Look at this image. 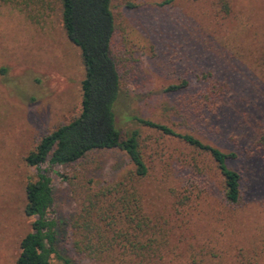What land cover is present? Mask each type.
Here are the masks:
<instances>
[{
  "label": "rangeland",
  "instance_id": "1",
  "mask_svg": "<svg viewBox=\"0 0 264 264\" xmlns=\"http://www.w3.org/2000/svg\"><path fill=\"white\" fill-rule=\"evenodd\" d=\"M19 1L0 0V264H16L20 243L32 232L36 218L25 214L26 186L40 173L53 188L49 218L58 225L59 252L77 264H99L73 248L78 204L67 179L82 174L99 187L134 168L119 150L73 166L26 164L43 136L80 114L85 69L59 11L39 21ZM110 7L123 80L116 124L122 138L141 133L148 175L137 188L168 242L158 264H264V150L254 146L264 132V0H111ZM184 80L190 91L167 92ZM214 84L224 87L217 108L189 112L190 97ZM135 118L226 152L245 151L231 164L242 176L240 203L226 201L209 160ZM52 264L62 263L53 257Z\"/></svg>",
  "mask_w": 264,
  "mask_h": 264
},
{
  "label": "trees",
  "instance_id": "2",
  "mask_svg": "<svg viewBox=\"0 0 264 264\" xmlns=\"http://www.w3.org/2000/svg\"><path fill=\"white\" fill-rule=\"evenodd\" d=\"M4 2L7 4L8 0ZM18 4L24 12L34 13L33 17L39 21L49 10H58L68 39L81 51L85 69L80 114L70 123L43 136L26 157V164L36 168L47 162L73 166L86 162L97 152L119 150L130 159L134 168L119 180L99 187L82 174L67 179L71 195L78 204L71 222L75 252L99 264L162 262L168 244L166 234L146 214L137 188L138 181L148 175L140 150L141 133L135 129L122 138L116 124L115 107L123 80L113 48L116 24L111 0H20ZM229 9L230 5L223 3V10L229 13ZM190 89L191 83L184 80L170 86L167 92ZM223 92V86L209 85L201 94L190 97L189 112L198 116L204 111L215 110V99ZM135 120L182 141L198 156L209 160L223 180L226 201L232 205L240 203L242 176L231 164L239 160L245 151L226 152L205 143L194 134L178 133L150 120ZM254 146L257 150H264V132ZM26 196L25 214L36 220L32 224V232L24 236L20 243L16 264H52L53 257L62 264H77L58 250V225L56 220L49 218L54 204L50 178L40 173L36 181L27 183Z\"/></svg>",
  "mask_w": 264,
  "mask_h": 264
}]
</instances>
